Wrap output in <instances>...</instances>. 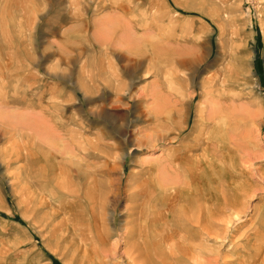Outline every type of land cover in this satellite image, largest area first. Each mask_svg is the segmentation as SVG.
Segmentation results:
<instances>
[{
    "label": "rangeland",
    "instance_id": "1",
    "mask_svg": "<svg viewBox=\"0 0 264 264\" xmlns=\"http://www.w3.org/2000/svg\"><path fill=\"white\" fill-rule=\"evenodd\" d=\"M0 264H264V0H0Z\"/></svg>",
    "mask_w": 264,
    "mask_h": 264
},
{
    "label": "bare ground",
    "instance_id": "2",
    "mask_svg": "<svg viewBox=\"0 0 264 264\" xmlns=\"http://www.w3.org/2000/svg\"><path fill=\"white\" fill-rule=\"evenodd\" d=\"M146 45V44H145ZM182 59V58H181ZM184 59V58H183ZM200 66V65H199ZM217 114H218V112H217V109L215 110V108L213 109V111H212V113H211V118H217L216 116H217ZM214 118V119H215ZM221 121H222V123H225V121H226V119H227V117H222L221 116ZM220 121V120H219ZM217 122V121H216ZM227 122V121H226ZM218 123V122H217ZM219 124V123H218ZM208 139H209V137H208ZM206 142V141H205ZM195 147V145H193V144H185L184 146H183V150L184 149H186L187 148V151H191L193 148ZM182 150V151H183ZM188 153V152H187ZM191 156V155H190ZM184 158H186V157H184ZM178 160H180V158L178 157V158H173V161L172 162H174V164H176L175 166H176V169L177 170H179V172H180V165L178 164V163H176ZM202 160V159H201ZM182 161V160H181ZM198 161V162H197ZM199 161L200 160H198L197 158H192V157H190L189 159H188V163H189V165H190V163L193 165L194 164V162H195V164H197V163H199ZM182 162H184V163H186V161H182ZM187 163V164H188ZM205 163V162H204ZM199 165V164H198ZM183 167V166H182ZM175 168V167H174ZM184 171H186V170H184ZM199 171V170H198ZM189 172H190V169H189ZM197 174V173H196ZM195 177V176H194ZM184 184V183H183ZM190 185V184H189ZM193 186V185H192ZM187 185L186 184H184V186H182V185H180L179 187H174L175 189H174V191L177 193V196L179 197V198H181L182 197V195H185V193L187 192ZM190 189V188H189ZM225 193V192H224ZM229 201V200H228ZM202 212V211H201ZM186 216V215H185ZM188 216V215H187ZM186 216V218L188 219V217ZM195 216V215H194ZM199 217V218H198ZM201 217H202V215H201V213L199 214V212L196 214V218H195V221H197V222H194V220L192 221V223H195V224H197V225H199L200 226V224H201ZM192 219H193V217H192ZM188 221H190V220H188ZM191 222V221H190ZM191 223V225H193ZM188 225H189V223H188ZM195 227H196V225H195ZM191 235V234H190ZM190 239V238H189ZM189 250V249H188ZM135 256V255H134Z\"/></svg>",
    "mask_w": 264,
    "mask_h": 264
}]
</instances>
